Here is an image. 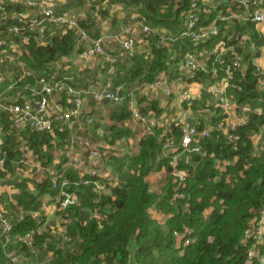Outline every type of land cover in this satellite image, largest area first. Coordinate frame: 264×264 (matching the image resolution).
I'll use <instances>...</instances> for the list:
<instances>
[{
  "label": "trees",
  "instance_id": "1",
  "mask_svg": "<svg viewBox=\"0 0 264 264\" xmlns=\"http://www.w3.org/2000/svg\"><path fill=\"white\" fill-rule=\"evenodd\" d=\"M101 1L104 0H92L91 9H96ZM192 1L112 0L126 9L124 19L127 15L138 13L140 20L156 30L155 34H142L141 44L137 43L135 50L122 63L124 75L116 77L115 82H126L132 87L143 82H153L163 74L171 82L176 80L185 84H202L200 96L184 99L181 108L192 110L193 116L188 122L196 125L199 130L208 126L212 128L210 136L198 142L207 154L188 153L180 147L182 122L177 119L179 115L175 121L162 124L156 121L154 125L147 118L152 125V132L147 133L144 128L138 131V153L108 156L107 164L118 179V184L107 182L110 190L102 195L98 203L94 202L98 194L93 181L101 177H80L79 172L72 168L65 171L64 189L76 194L79 203L66 210H59L58 214L66 219L68 233L77 241L72 246L66 243V247L58 248L49 243L50 237L52 240L57 236V244L62 239L47 228L35 233L33 248L22 242L17 243V248L26 256H32L37 248H44L47 241V248L53 251L50 264H264L261 257H254L249 262V249L253 243L252 240H243L245 231L256 223L264 207V71L255 63V58L260 57L264 49V31L246 13L244 17L233 16L232 12L239 13L240 9L234 7L230 0H210L214 8L212 13H206L202 4H199L198 26L215 22L219 32L204 41H192L183 35L185 10L191 7ZM84 2L68 0L62 7L57 6L55 13L60 14ZM101 6L98 12L107 16L108 12ZM6 10L23 13L28 9L20 4H7ZM219 13L225 19L217 17ZM114 17V23L117 24V14ZM79 21L87 29L91 26L89 22H95L91 13L88 18H79ZM9 25L10 22H0L6 34ZM163 29L175 37L165 46L159 38ZM91 33L94 36L100 34L97 29ZM30 35V40L23 45L19 55L21 66L32 70L38 77H50L58 67L57 63L66 58L60 71H73L75 63L69 60L68 64L67 58L75 51L77 38L74 31L62 32L49 28L45 43L37 40L34 34ZM237 35H245L249 39L244 46L236 48L242 56V65L229 78L227 94L245 121L235 130L239 138L230 141L218 130L224 114L215 105V97L209 89L225 76V67L229 62L232 63L233 57L227 54L217 59L210 51L221 40L233 44ZM10 40H17V36ZM252 43L255 48L251 46ZM4 49L12 50L9 46L0 47V50ZM188 53L197 54L204 62L192 78L180 75L178 71L179 63ZM224 58L225 63L222 62ZM4 68L2 65L3 71ZM15 71L17 79L23 70ZM11 84L12 81L7 77L2 87L7 88ZM34 85L36 79L26 76L9 93L16 95L19 92V101H25L33 97L31 87ZM162 97L137 93L142 116L147 117L149 112L155 113L156 117L161 116L165 112L161 106ZM145 102L146 105L142 106ZM132 116L130 103L125 101L115 110L112 118L124 124ZM205 116L209 121L207 124ZM0 126L5 134L0 144V158L4 157L0 177L3 178L10 174L12 176L16 168L22 166L19 161L25 158L26 149L32 150L42 164L50 165L54 163L57 146L65 144L66 134L63 133L52 134L30 128L16 130L10 115L4 110L0 111ZM109 131L111 143L132 136L136 138L129 128H118L115 124ZM169 136L176 139L177 148L167 152L163 146ZM175 156H178L179 170L186 175L184 181L173 174L172 161ZM66 162L65 156L63 161L56 164V169H62ZM162 170L166 172L163 186L160 191H155L148 177ZM83 179L92 182L86 184ZM7 181L18 188L14 196L15 203L11 204L15 210L11 213L14 235L19 238L36 230L39 223L46 225V215L39 211L42 212L44 196L55 199L59 193L58 189L53 188L52 179L46 176L35 181L21 176ZM31 185L34 186L33 190ZM150 209L164 214L165 220L156 219ZM19 211L20 214L14 213ZM93 211H99L101 218H95ZM22 212L24 217L20 219ZM34 212H38L39 216L36 217ZM3 244L4 236L0 228V264H13L6 257ZM259 247L264 257V242ZM21 264L30 263L24 261Z\"/></svg>",
  "mask_w": 264,
  "mask_h": 264
},
{
  "label": "built area",
  "instance_id": "2",
  "mask_svg": "<svg viewBox=\"0 0 264 264\" xmlns=\"http://www.w3.org/2000/svg\"><path fill=\"white\" fill-rule=\"evenodd\" d=\"M230 1L234 7L240 9L239 13L232 12L233 16L244 17L246 13L257 23V26H264V0ZM52 2L51 0H19L17 2V4L25 6L28 10L36 11V15H34L28 11L23 13L8 11L6 10V0H0V22H10L7 34L0 27V47L9 46L13 50L22 49L23 45L30 40V34H34L37 40L45 43L49 28L54 31L61 30L62 32L72 30L76 34L77 42L74 54L71 55V60L75 64L81 63L80 68L92 62H102L103 60L105 64H102V67L108 72L107 77L102 79L100 74L88 81L79 82L81 81L79 80L81 79L79 74L75 73V71L62 73L60 69H63V66L62 68L57 67L50 77L47 75L38 77L32 70L22 67L21 70L23 72L20 76L21 78L19 77L13 80L9 90H13L18 85V81L23 77H33L36 79V85L31 87L33 97L25 101H19L20 96L18 92L15 95L16 97H12L10 101L1 103L0 108L8 112L16 130L30 128L40 132L66 134L64 151L67 155V162L62 169H52L49 166L40 165V163L34 164V170L37 176H41L44 173L48 174L53 181V188L59 190L56 204L58 210L62 211L71 205L79 203V198L76 194L64 189L66 180L63 177L65 171L68 169L72 168L77 170L80 177L89 175L102 178L93 181L95 192L98 194L94 201L95 203H98L102 195L108 193L110 190L107 182L111 185L118 184V179L114 176L110 167L105 169V167H99L91 163V159L103 157L105 154L102 153L100 146L90 136L92 128L95 126L96 117L93 113L85 111L86 102L90 100V102L93 101L96 103L107 102L111 105H121L125 101H128L133 112V119L141 122L144 131L150 133L152 132V125L154 124H149L147 117L142 116L137 103V93L157 98L161 96H172L174 90L171 86V81L163 74L153 82H143L132 87L126 82H115L116 66L125 61L130 53L135 50L138 32L136 25H140V33L148 36L152 33L155 34L156 31L150 24L140 19L121 22L117 27L118 29L113 30L112 28L110 32H107L111 28L113 17L106 16L103 18L98 12L97 19L102 30L99 35L94 36L89 29L80 24L79 18L69 11L56 14L55 9L57 5ZM199 4H202L206 13H212L214 9L210 4V0H193L191 7L185 10L183 35L195 42L204 41L211 35L219 32L218 25L215 22L207 26H198L200 22L197 14ZM217 17L225 19L220 13ZM14 36H17V40H10ZM159 38L163 46L175 39L171 32L165 29L162 30ZM248 39L245 35H237L231 45L226 40H221L210 51L217 59L227 54L233 57L232 63L229 62L225 67V76L219 82L212 84L209 89L215 97V105L220 107L224 114V118L218 124V130L226 135L230 141H236L239 138L235 130L240 123L245 121V118L239 116L237 105L231 100L229 94H227V87L233 71L241 68L242 65V56L236 51V48L237 46H244ZM106 42L110 43L112 49L107 47ZM251 46L255 48L253 43ZM263 61L264 49H262V55L255 58V63L258 68L264 71ZM222 62L225 63L226 59L224 58ZM201 66L198 55L188 53L179 63L178 71L180 75L182 74L192 78ZM176 85L177 87L180 86L182 91V96L180 97L182 101L184 99L194 98L191 95L192 83L185 84L176 81ZM191 116H193L192 110L185 108L182 109L181 116L177 118L182 122L180 147L188 153L197 152L206 155L207 152L202 149L198 142L201 138L209 137L212 128L208 126L199 130L196 125L188 122ZM157 124H160V121ZM175 148H177L176 139L172 136L167 137L163 146L164 151L168 152ZM177 158L178 156H175L172 161L174 167L173 174L179 177L180 181H184L186 175L183 171L179 170ZM0 161L3 163L4 157ZM23 162H26L25 158L19 161L22 164ZM60 180H62L61 184ZM83 181L86 184L92 182L89 179H83ZM23 213L19 216L20 219L24 217ZM34 214L36 217L39 216L38 212H34ZM92 215L95 218H101L99 211H93ZM158 219H161L160 216ZM160 221L164 220L161 219ZM46 226L45 224L42 225V223H39L36 230L18 238L13 233L11 212L5 205V202L0 200V228L1 234L4 236L3 247L6 257L13 264H21L24 260V256L13 249V245L22 242L26 246L33 248L35 233L46 230ZM52 232L62 239L60 246H64L66 243L74 244L77 241L68 233L65 223L52 228ZM181 235L179 234V236ZM243 240L244 242L252 240L253 243L249 249V262L254 257H261V260L264 261L262 248L259 247V244L264 242V207L260 210L256 223L245 231ZM188 242L189 240H187Z\"/></svg>",
  "mask_w": 264,
  "mask_h": 264
},
{
  "label": "crops",
  "instance_id": "3",
  "mask_svg": "<svg viewBox=\"0 0 264 264\" xmlns=\"http://www.w3.org/2000/svg\"><path fill=\"white\" fill-rule=\"evenodd\" d=\"M18 1L19 0H6L7 4H17ZM27 11L29 13L36 15V11H33V10H27ZM125 16H126V13H123L122 16H117L119 18V21H118L119 24L123 21L129 22V21H135V20H138L141 18L138 13H136V14L132 13L131 15H127V17L124 19ZM118 25H117V27H118ZM71 57L67 58L68 61L72 59ZM65 59L66 58H63L62 60H60L59 63H57L58 67L62 68V66L64 65V62H65ZM123 62L125 63V61H123ZM123 62L119 63L116 66V77L117 78L124 75L123 74L124 69L122 68ZM263 64H264V61H263ZM100 68L101 67H100V64L98 62H92L91 64L86 65L84 67L80 68V66H79L78 69L74 68L73 71L78 70L77 74H79V77L81 78V81H79V82H85V81L92 79L94 76L99 75L100 71H98V70ZM106 73H108V72H106ZM4 74L5 73H3V75ZM17 75H15V72H13V76L9 77L10 81H13ZM101 77H102V79H104L107 76L104 74L103 75L101 74ZM6 78L7 77H2V80H0V100H1L0 104L2 103V101H4V102L10 101L12 97L13 98L16 97L11 92L9 93V91H12V90H9L10 86L7 88L2 87L3 81ZM172 82H176V81L173 80ZM196 84L199 85V88L197 91L192 90V97H194V98H197L200 96L201 89L203 86L202 84L195 82V83H192V87H194V85H196ZM173 97L174 96H171L170 98L162 97L160 99L161 100V106H163L165 108V112L159 117H156L155 113L153 114V112H149L150 115L148 114V118H149V121H151V123L155 124V122H153L155 117L160 118L161 119L160 124H162V123H165L166 121H172V120L175 121L177 118L176 117L177 115H179V117L181 116V114H182V112H180L182 110L181 103H179L175 99V97L174 98ZM5 98H6V101L4 100ZM90 103H91V109H93L91 111V113H93V115L96 117L95 126L92 128V132L90 133L91 138L95 142H97V141L101 142L100 144L98 143V145H102V146H106V147H108L109 145H114V146L117 145V148L119 150H121L119 152L121 154L138 153L139 152V145L137 144L138 135H139L138 131L141 128H143V124L139 123L137 120H134L133 118H131L130 120H126L124 122V124H122L121 122H117V121H115V123H113V124H110L109 121L111 120L113 114H111V110L109 108H108V111H107V109H105L107 104L105 102L96 103L93 101H91ZM145 105H146V102L142 103V106H145ZM115 110H114V112H115ZM0 111H3V110L0 108ZM6 113L8 114V112H6ZM204 121L206 124L209 123L208 118L206 116L204 118ZM196 122H198V121H196ZM114 124L116 126L120 125V127H118V128H129L130 130L133 131L134 135H136V138L134 136H132L129 138H125L123 140L122 139L117 140L115 143H111V141H110L111 132L109 131V128ZM4 136H5V134L2 131V127L0 126V144L2 143V141L4 139ZM128 144L134 145V148H132V146H130V147L126 146V148H125V145H128ZM56 145H57V143H56ZM61 145H63V143L59 144V146H57L56 151H58V150L61 151V153L64 155L63 156V160H64L65 156L67 157V155H66V152L64 151L63 147H61ZM59 148H61L62 150H60ZM26 151L27 152L24 153V157H26L25 158L26 162H23V164L21 163L22 166H18L16 168L15 174H13L12 176L10 174L6 178L0 177V178H2V182L0 183V200L5 202V205L9 208V210L12 214H13V211H15V210L12 208L11 204L15 203L14 196H15V194L18 193V188L14 184L9 183L7 180L8 179L13 180V179H16L17 177L24 176L23 174H26L24 177H27L28 175H32V174H30V172H32L34 164L41 163L38 160L37 155H35L32 150L26 149ZM55 162H57L56 159H54V163H52L50 165H46V166H49L50 168L55 169L57 167ZM107 162H108V156L106 154L103 157L101 156L98 158L91 159V163L93 165H97L99 167H105V169L110 167L107 164ZM1 168H3V163L0 161V170H1ZM23 168H25V170ZM165 176H166V172L164 170L152 173L148 177V181L151 185V188L155 191H160L162 186H163V179L165 178ZM47 177H49L48 174H47ZM38 180H42V178H40ZM32 186L33 185H31V189L33 190L34 186L33 187ZM56 201H57V197L55 199H52L50 196H44L43 197L44 204L42 207V212L41 211H39V212L46 215V219H47L46 230H48L47 228H50L52 231V228H54L55 226H58V225L60 226L62 223L66 224V219L62 218L61 214H58L59 210L57 208ZM20 212L21 211H19L18 213L17 212H15V213L20 214ZM150 212L152 213V215L156 219H158L159 216L162 220H165V218H166V216L164 214L162 215V213H158L156 210L150 209ZM161 219H158V220H161ZM51 241L53 243H56L57 236H55V238H53L52 240L50 237L49 243H51ZM47 244H48V242L46 241V243L44 245L45 248H47ZM133 250H135V247H133ZM46 252H47V255H46V253H44V258H43V257L39 256V249H38L34 252V254L31 257H24V260L22 262L25 261V262H28L30 264H43L46 261L45 264H50L51 263V251L47 250ZM133 255H134V252H133Z\"/></svg>",
  "mask_w": 264,
  "mask_h": 264
},
{
  "label": "rangeland",
  "instance_id": "4",
  "mask_svg": "<svg viewBox=\"0 0 264 264\" xmlns=\"http://www.w3.org/2000/svg\"><path fill=\"white\" fill-rule=\"evenodd\" d=\"M51 1H53L54 3H56V5L58 6V7H62V4H64V3H66V2H68V0H51ZM52 2V3H53ZM96 2H98V0H96ZM98 5V6H97ZM96 5V9H91V6H92V0H85V2L81 5V6H74V7H71V8H69L67 11H69V12H71L72 14H75V15H77V16H79V18L80 19H86V18H88L89 17V14L91 13L92 14V17H93V20L95 21L93 24H92V22H89V23H91V26H89L88 27V29H89V31L91 32V31H93L94 29L96 30L97 29V31H101L102 29H101V26H100V23H99V21H98V19H97V13H98V10L100 9V6L101 7H103L104 9H106V11L108 12V15H107V13H105L107 16H109V17H113L112 18V21H113V23H111V28L109 29V30H107V32H110L111 30H112V28H113V30H116V29H118L117 28V25L119 24L118 22H117V24H115L114 23V16H115V14H117V16H122L123 15V13H125L126 11V9L124 8V7H122V6H120L118 3H113L112 2V0H104V1H101L100 3H98ZM56 6V7H57ZM108 7H109V10H108ZM127 13V12H126ZM102 15V13H100L99 12V15ZM136 14V13H135ZM103 16V15H102ZM106 16H103V18H105ZM109 17H107V18H109ZM136 27H137V40H139V41H137V43H138V45L139 44H141L140 42H142V41H140L141 39H142V33H140L139 31H140V25L138 24V25H136ZM259 29L260 30H262V31H264V26H259ZM136 35V34H135ZM107 43V42H106ZM107 47L109 48V49H112V46L110 45V43H107ZM23 49V48H22ZM22 49H17V50H9V49H4V50H0V80H2V77H10V76H13V72H15L16 73V71L15 70H20V69H22V67H24V66H21L20 64H19V62H18V59H19V55H21V53H22ZM110 51V50H109ZM102 60V59H101ZM96 62H98L99 64H100V69L98 70V71H100L99 72V75L100 74H104V75H107V73H106V70H104L103 69V67L101 66L102 64L104 65L105 63H104V61L102 60V62H100V61H96ZM200 63H201V65L202 64H204V62H203V59H200ZM81 64V63H80ZM80 64H74V68H76V69H78L79 68V66H81ZM1 65H3L5 68H4V71L2 70V66ZM15 65H18L17 67H16V69H14V66ZM103 69V70H102ZM78 72V70H76L75 71V73H77ZM3 73H5L4 75H3ZM79 78V77H78ZM171 86L173 87V90H174V92H172V96H174L175 97V99L179 102V103H181L182 102V100H181V96H182V94H181V89H180V86H178L177 87V85H176V82H171ZM198 88H199V85L198 84H196V85H194V87H192L191 89L194 91H197L198 90ZM191 95H192V92H191ZM173 97V98H174ZM5 101H6V98L4 99ZM8 100V99H7ZM1 101V100H0ZM4 101H2V103H3ZM6 102H8V101H6ZM106 104H107V106H106V108L105 109H107V111H108V108L111 110V114H113L114 113V110L115 109H117L120 105H111V104H109V103H107V102H105ZM109 104V105H108ZM85 111H87V112H91L93 109H91V103H90V100H88L87 102H86V105H85ZM180 112H182V110L180 111ZM179 113V112H178ZM149 115H150V113H148ZM154 114V113H153ZM195 114V113H194ZM147 118H148V116H147ZM149 119V118H148ZM161 119L160 118H154V120H153V122H155L156 123V121H160ZM110 122V124H113V123H115V120L113 119V118H111V120L109 121ZM140 123V122H139ZM151 124H153V123H151ZM118 127H120V125H118ZM257 137H259V136H257ZM97 144L99 143H101V142H99V141H97L96 142ZM100 146V149H101V151H102V153H104V154H106L107 156H110L111 154H121V153H119L121 150H119L118 148H117V145H109L108 147H106V146H102V145H99ZM126 146L127 147H130V146H132V148H134V145H130V144H128V145H125V148H126ZM61 147H63V149H64V144L63 145H61ZM110 147V148H109ZM60 150H62L61 148H59ZM27 152V151H26ZM62 157V158H61ZM3 158V157H2ZM2 158H0V159H2ZM26 158V157H25ZM54 159H56V161L57 162H55V164H58V163H60L62 160H63V154L61 153V151H56L55 152V157H54ZM4 163V162H3ZM40 165H44V164H42V163H40ZM24 170H25V168H23ZM35 167H33V170H32V172H30V174H32V175H28L27 177H31L33 180H35V181H37L38 179H40V178H43V177H45V176H47V174L46 173H44L43 175H41V176H37V174L35 173ZM24 176L26 175V174H23ZM2 182V178H0V183ZM33 187V186H32ZM15 213V212H14ZM51 244H53L54 246H56V247H60V244H57V243H53V242H51ZM66 245L67 244H65V247H66ZM70 246H72L73 244H69ZM13 249H15L18 253H20V254H22L24 257H28V256H26L22 251H20L18 248H17V244H15V245H13ZM39 248H37L36 250H38ZM47 250H49L48 248H41V249H39V256H41V257H43L44 258V253H46V255H47ZM51 251V260H52V256H53V251L52 250H50ZM34 254V253H33ZM31 257V256H30ZM46 262V261H45ZM45 262L43 263V264H45Z\"/></svg>",
  "mask_w": 264,
  "mask_h": 264
}]
</instances>
